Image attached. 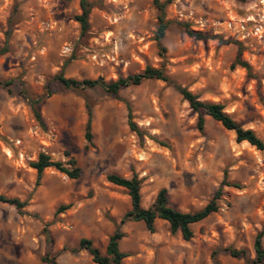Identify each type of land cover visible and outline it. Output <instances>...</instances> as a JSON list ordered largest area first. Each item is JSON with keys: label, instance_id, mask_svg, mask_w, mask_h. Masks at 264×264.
<instances>
[{"label": "rangeland", "instance_id": "obj_1", "mask_svg": "<svg viewBox=\"0 0 264 264\" xmlns=\"http://www.w3.org/2000/svg\"><path fill=\"white\" fill-rule=\"evenodd\" d=\"M89 1L82 36L78 0H0V194L25 202L20 211L0 202V264H50L43 257L96 264L79 240L105 254L117 226L124 234L119 249L128 255L120 264H213V253L219 264H250L226 249L254 258L264 227V150L237 142L208 115L199 130L197 113L162 80L111 96L97 87L66 89L54 76L111 82L146 66L163 69L264 141V0H171L160 44L152 0ZM183 24L210 37H190ZM238 53L249 70L232 66ZM41 152L67 168L74 159L79 177L48 167L37 180L31 163ZM111 173L141 180L144 208L165 188L175 209L197 211L221 187L218 209L191 225L189 240L161 219L153 232L142 221L120 223L130 198L107 181Z\"/></svg>", "mask_w": 264, "mask_h": 264}, {"label": "trees", "instance_id": "obj_2", "mask_svg": "<svg viewBox=\"0 0 264 264\" xmlns=\"http://www.w3.org/2000/svg\"><path fill=\"white\" fill-rule=\"evenodd\" d=\"M170 1L171 0H152V3L157 10L158 26L156 31V39L158 40L159 44L164 37L168 26L171 23L165 17V7ZM78 4L81 12L80 14L75 16V20L80 26L81 35L84 36L86 35L89 28L88 18L92 9V3L89 0H78ZM183 27L185 33L195 39L205 40L210 37L203 32L192 30L186 24H183ZM239 56L240 53L237 54L234 62L232 63V66L239 65L246 70H249L250 66L248 65V63L241 60ZM147 79H158L172 84L181 94L183 99L187 101L189 107L197 113V127L199 130L203 128L204 115H208L212 119L220 122V124L225 129L233 131L235 133V139L237 142L246 141L258 150H264V141L258 138L252 130L243 129L239 123H237L234 119H232V117H230L223 111V106L221 104L213 102H203L198 100L196 95L190 92L186 87L175 84L163 69L146 66L140 73L129 75L126 77H119L115 81L111 82H106L103 78L81 80L66 78L61 73L54 76V80L66 89L76 90L78 88L97 87L111 96H116L122 88L131 85H139ZM37 103L38 102L33 101L30 103V106L36 120L41 122L40 114L36 107ZM90 115L91 112L90 110H88V120L85 126V137L88 141H90L92 137L90 133ZM129 127L137 134H141L139 129L131 120H129ZM68 163L71 165V168L65 167L62 162L54 161L50 158V156L41 152L38 154L36 160L31 163V167L36 171L37 180L40 178L42 171L48 167L55 168L59 172L67 175L69 178H78L80 174V168L77 166V162L74 159H70ZM106 179L111 184L124 188L130 198L131 207L124 213L120 220V223H123L125 221H142L146 229L150 232H153L155 220L161 219L169 224V228L172 233L180 232L182 238L185 240H189L192 237V224L202 221L211 213L217 211V199L220 197L222 191V188L219 187L210 201L200 210L193 212H182L175 209L170 204L167 190L165 188H161L156 194L153 203L149 207L144 208L141 205V180L138 179L136 175H133L130 178H125L118 174L111 173L106 176ZM0 202L13 205L18 211H20L25 206L24 201H20L18 198H8L1 194ZM69 207L70 204L61 205L56 209V213H60L63 210L68 209ZM263 234L264 227L257 233L254 239V258H249L247 251L243 249L228 248L226 249V251L230 256L234 258H242L247 263L264 264V245L262 243ZM123 235V232H121L119 227L117 226L112 235H110L108 238L105 248V254H102L99 248L94 246L92 241L88 238H81L79 240L78 249L86 250L90 254L92 261L96 264H120L121 261L128 256L125 252H122L119 249V242L122 239ZM212 258L213 264H219L218 260L215 258V253L212 254ZM42 260L50 264H56V261L54 259L48 260L46 257H43Z\"/></svg>", "mask_w": 264, "mask_h": 264}]
</instances>
